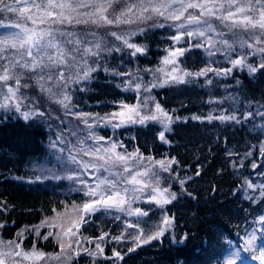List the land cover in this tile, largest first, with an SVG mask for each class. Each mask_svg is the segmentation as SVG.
Returning <instances> with one entry per match:
<instances>
[{
	"label": "trees",
	"instance_id": "obj_1",
	"mask_svg": "<svg viewBox=\"0 0 264 264\" xmlns=\"http://www.w3.org/2000/svg\"><path fill=\"white\" fill-rule=\"evenodd\" d=\"M137 2L113 0L105 15L115 20L129 4ZM9 3L15 4L14 0H5V4ZM137 13L138 9L133 8L128 14L130 23L54 25L60 31L76 33L79 45L91 49L72 77L64 74L65 83L58 77L51 81L47 73L52 75L53 67L42 78L37 75L45 71L42 68L13 69L20 76L18 95L23 99L19 112L11 105L0 108V238L19 240L23 236V250L35 248L51 256L56 254L59 249L54 233L38 231L37 235V230H31L56 220L72 224L79 219L88 197L78 175V162L71 161L70 156L83 157L87 155L83 151L92 153L95 145L114 141L125 153L138 151L145 158L143 171L150 173L162 188H168L175 199L166 204L147 197L137 199L140 191L133 189L127 201L133 210L146 211V216L128 215L125 211L116 218L104 207L88 214L76 240L79 238L80 246L92 251H96L97 243L101 244L103 254L93 257L83 252L74 256L77 243H72L68 254L72 258L66 259L65 255L66 264H227L232 252L240 253L237 264H243L254 257L244 247L249 234L255 232L257 237L255 256L264 242V224L260 223L264 217V196L260 195V186L264 185V115L259 114L264 112V69L250 74L247 67H235L228 75L209 71L205 76L184 77L183 83L174 82L168 78L170 71L159 73L158 67L177 36L174 26L155 17L137 18ZM1 21L23 22L11 11L0 13ZM27 25L32 27L30 21ZM112 33L142 46L144 52L133 55L123 39H116ZM231 34L238 36L231 39L233 45L214 54L205 46L206 38L182 36L178 45L186 51L178 57L174 75L197 73L209 67L228 69L230 61L241 55L247 64L259 66L264 54L249 55L245 46L241 47L242 41L252 40L253 33L239 29ZM215 39L213 49L225 48L223 40ZM197 43L201 47H196ZM47 61L45 57L46 65ZM88 68L95 71L88 79H80ZM166 79L168 83H164ZM136 83L141 84L139 91ZM7 84L15 87V80ZM1 90L6 92L4 87ZM64 95L71 97L67 109L56 102ZM121 104L139 105L141 115L154 113L153 107L159 104L173 121L170 130L165 131L167 143L159 138L161 123L156 121L121 127H113L115 119L106 122L107 126L98 123L104 121L100 117L116 113ZM28 111L44 115L25 119L22 113ZM82 113L92 115L83 117ZM209 115H235L240 123L209 121ZM81 119H92L91 131L103 139L86 136L80 129L84 127ZM157 161H164L168 170ZM122 167L131 173L130 167ZM246 181L254 187L248 188ZM141 185L145 188L143 182ZM153 188L159 186L150 183L148 195ZM105 192L114 194L116 190ZM165 217L171 224L163 235L143 243L148 235L163 228ZM102 235L104 239L100 240ZM137 235L141 236L139 242L134 239Z\"/></svg>",
	"mask_w": 264,
	"mask_h": 264
},
{
	"label": "snow or ice",
	"instance_id": "obj_2",
	"mask_svg": "<svg viewBox=\"0 0 264 264\" xmlns=\"http://www.w3.org/2000/svg\"><path fill=\"white\" fill-rule=\"evenodd\" d=\"M113 0H14L15 4L23 3V7H14L13 4H5V0H0V11H11L16 12L20 20L23 22H13L10 24H5L0 22V27L2 28H11L18 29V31L7 32L5 35L0 36V61H7L6 63L0 65V68H3V72L0 73V82H3L0 87H6V92H0V95H3V102H0V108L8 109L11 105L15 107L16 111H20L22 104V97L18 95L20 89V76L13 72V69L19 67L22 69H32L35 70L40 67H49L50 65L44 64L45 57L48 61H51L53 64L56 63L57 58L50 55L48 53V49H56L59 56H64L65 52L63 47L57 40V36L64 37V43L66 44H79L80 41L73 39L75 34L73 32H64L60 31L59 28H54V25H64V24H87L89 22L93 24H99L100 22H105L107 24L112 23H130L131 18L128 17V14L132 12L133 8L138 9L137 18L150 19L151 16H144V13L151 12L158 16H163L165 19L169 20H180L183 16L184 12L188 9H199L200 17H212L215 16L221 23L232 29H242L244 31H249L253 33L252 39L254 43L264 44V0H138L135 4H129L127 6L126 11H122L120 15L116 16L115 20L109 19L105 13L108 8L111 7ZM176 5H179L176 7ZM82 8H91V11L81 13L79 9ZM167 13V15H165ZM128 17V18H124ZM200 17L197 16H189L187 18L188 23H200ZM30 21L32 27L27 25V22ZM207 24L206 31L213 32L215 29L211 24ZM44 25L45 27H40ZM179 27H184V24H180ZM258 32V34H256ZM189 37L194 35L193 32L188 31L186 33ZM112 35L116 36V39H123V43L127 46V48L133 50V55L136 53H143L144 48L142 46H138L135 43H130L127 38L116 35V33H112ZM197 35L203 37L205 36V31H200ZM223 35V33H220ZM177 42L180 41L181 36L173 37ZM209 44L212 43L211 40L208 41ZM228 47H231L227 41L223 42ZM196 47H201V44L197 43ZM247 46L249 49L254 47L253 43H248L247 41L241 42V47ZM97 48L100 47V44L97 43ZM119 50V49H117ZM86 52H90L91 49H85ZM186 51V49H177L174 52L170 53V56L182 55ZM261 54H264V47H260L257 49ZM95 54V53H93ZM211 54V53H210ZM233 68L235 67H247L250 74H254L261 69H264V59L259 64V66H253L251 64L246 63V58L241 55L239 59L230 61ZM165 64L175 63V60L169 61L167 58L164 61ZM95 71V68H88L84 71L83 77L80 79H88L90 73ZM107 71V69H106ZM159 71H163L162 69ZM209 71H215L217 75H228L231 73L232 69H224V70H214L212 68H205L197 73H188L184 72L180 76H171V80L178 83L184 82V77L187 76H205ZM175 72V69H173ZM120 74V73H118ZM15 80V87L7 86V81ZM211 83V81H208ZM164 83H168L166 79ZM156 84H152V87H156ZM145 87V91L148 90L147 86ZM135 88L139 90L141 88L140 83L135 84ZM51 91V90H49ZM67 101L68 103H65ZM61 104L65 109L69 107V103L71 102V97L68 95H64L62 100L56 101ZM124 109L128 110V115L125 118V113H112L110 116L100 117L99 119L105 120L108 123H111L112 119L119 118L120 123L114 124L113 127H120L125 123H140L144 124L147 121H157L164 125V131L159 133V138L167 143L165 139V131H169V125L173 122L172 117L168 116V114L161 108L159 104L155 105V112L151 114L141 115L139 111V105L137 106H129L122 105ZM260 115H264V112L259 113ZM25 119H28L30 116L38 115L43 116L42 112H34L28 111L22 113ZM90 113H82L83 117H91ZM251 113H248V116H251ZM135 117V119H134ZM247 118V117H245ZM193 119H200V117H193ZM209 121L213 119H219L220 121H236L240 123V120L235 115H220L219 117H213L209 115L207 117ZM87 123V120H85ZM89 129L92 128L91 124H88ZM93 138L96 140L103 139L102 137H95L93 134ZM60 139V137H58ZM116 144H112L110 148L104 149L106 152H113L116 148ZM52 147H55V143H53ZM99 148L96 149V152H100ZM261 151L264 152V146H262ZM91 154V153H85ZM134 155V154H130ZM103 159V157H99ZM117 158L121 161L125 160L124 156L117 155ZM73 162H75V158L73 157ZM156 163L160 164L161 167L167 171V167H165L164 161H157ZM171 163H175L172 161ZM88 167V165H85ZM94 167V165H93ZM255 167V165H254ZM128 169L126 168L125 171ZM147 173H137L133 175L129 180V183L140 184L141 181L137 179L139 175H146ZM101 183H104L101 181ZM248 188H253V184L247 182ZM87 187V186H86ZM100 185H97L99 188ZM153 195L151 199L156 201L157 203H169L170 199H175V195L171 194L170 199L165 198L164 194L168 192V189L165 188L161 191L159 188L152 189ZM85 195L90 197H96L99 195V199L92 200L90 202H86L83 206V213L91 214L92 212L99 211L100 207L110 208L115 207L117 211H126L128 215H142L146 216L148 213L146 211H142L139 208L133 210L130 207V202L126 200L124 196H121L119 193H114L108 196L103 194H98L95 190H89L85 192ZM260 195L264 196V185L260 186ZM129 206L127 209L125 208V204ZM76 207V206H74ZM80 223H86L87 221L84 219V215L79 217ZM165 225H170L171 221L168 217H165L163 220ZM260 223L264 224V217H261ZM73 227L79 230L77 222H73ZM133 225L129 224L128 227H132ZM71 234V236H76V232H72L71 228L68 231L63 233L64 237H67ZM164 229H158L154 234L148 235L143 243H148L149 241L158 238L163 235ZM37 235L39 232L37 231ZM48 235H52L50 232ZM48 237L45 236L44 239ZM58 239H62V237L57 234ZM100 240L104 239V235H102ZM116 239H119L117 237ZM136 241L141 240V236L137 235L134 237ZM256 240L257 237L255 232L250 233L248 239L245 241V251L253 252L254 258H258L261 261H264V248L259 249L258 257L255 256L256 252ZM78 245L77 249L74 250L75 255H79L81 251L87 253L90 256L95 257L98 253L100 255L103 254V248L101 244H96V251H92L88 248H84L80 246L79 238L76 240ZM10 245H14V248L10 246L7 251H0V264H5V257L12 256H22L23 259L34 258L36 260L42 259L45 256V253L38 252L35 248H33L32 252H23L17 251L16 249L20 248V245L16 242H9ZM71 243L65 245L61 243L62 252L66 247L71 248ZM117 258L119 257V253H113ZM234 258H230L227 261V264H237V260L240 259V253L236 252L233 254ZM71 256H66V259H71ZM54 259H60V256L54 257Z\"/></svg>",
	"mask_w": 264,
	"mask_h": 264
},
{
	"label": "rangeland",
	"instance_id": "obj_3",
	"mask_svg": "<svg viewBox=\"0 0 264 264\" xmlns=\"http://www.w3.org/2000/svg\"><path fill=\"white\" fill-rule=\"evenodd\" d=\"M14 7H23V3L19 6H17V4H13ZM179 5H176V7H178ZM79 11L81 13H83L81 11V9H79ZM0 13L2 15H6L7 11H0ZM145 17L147 16H151L155 17L157 19H160L161 22L163 23H171L172 26H174V29L176 30L177 36H186L188 39H198L199 38H203L205 40V46L207 48H209L212 52V54L214 53H218L221 52L224 49H228L226 48L227 45H225V48H212L211 44L214 43L213 40H216L215 38L219 37V40H223L227 41L228 44L233 45L231 39L232 38H236L238 37L237 35H233L231 34L232 32L237 33V31L239 30V28L236 29H232L231 31L229 30V28H226L220 20H218L215 16L212 17H200V10L199 9H188L186 12H184L183 16L181 17L180 20H169V19H165L163 16H158L154 13L151 12H147L144 14ZM165 15H167V13H165ZM189 16H197L200 17V23H188L187 18ZM144 19V18H143ZM147 20V19H144ZM150 20V19H148ZM205 21H207L208 24H211L212 27L215 29V31L213 32H207L206 28H207V24L205 23ZM2 22V21H1ZM16 22V21H14ZM160 22V23H161ZM3 23V22H2ZM13 23V22H10ZM10 23H5V24H10ZM180 24H184V27H179ZM29 26V25H28ZM30 27V26H29ZM11 31H18V29H11V28H2L0 27V36L5 35L7 32H11ZM188 31H191L194 33V35L192 37H189L186 33ZM200 31H205V36L201 37L199 35H197L198 32ZM93 32V31H92ZM220 33H223V35H220ZM75 36L73 37V39H79L77 38L76 33H74ZM241 34V33H240ZM258 34V32L256 33ZM253 37V34L252 36ZM89 38L88 36L85 37V39ZM58 42L60 43V45L63 47L65 55L64 56H59L57 53L56 49H48V53L54 57L57 58V61L55 64H53L51 61H47V65H50L49 67H40L42 69H44L45 71L43 73H37V75H39L41 78L43 76L44 73H47V71L49 70V68L53 69V76L50 75L49 73H47L49 76H51V81H55L53 79L56 78L57 80L61 81L62 83H65V76L64 74L67 73L68 76L74 75V73L77 72L78 70V66L80 67V60L82 59V57L84 55H89L88 52L85 51V48H83L81 45H77V44H66L64 43V41L62 42L60 39H58ZM211 40L212 43L209 44L208 41ZM240 40H241V36H240ZM190 41V40H189ZM179 43H182V41L180 40L179 42H177L176 40L173 39L172 41V47H168L166 50V53L164 54V56L162 57L160 64H159V70H163V71H159V73H165V71H170L169 77L171 78V76H175L173 73V69L175 67H177V62H178V57L180 55L177 56H170L171 52H174L177 49H182L181 47H179ZM248 43H253L254 47L252 49H249L247 46H245V48L247 49V54L252 55V54H256L258 55L260 52L257 51V49H259L260 47H264V44H255L254 40H250L248 41ZM68 45H70L71 47H69ZM168 59L169 61L171 60H175V63H168L165 64L164 61L165 59ZM239 59V58H238ZM7 61H1V65L6 63ZM45 64V63H44ZM229 68L233 69L232 64L230 63ZM228 68V69H229ZM2 69L3 72V68H0V71ZM16 69V68H15ZM35 71H39V69H35ZM167 77V76H166ZM3 83V82H2ZM54 84H56L55 82H53ZM7 86H9L7 84ZM4 90L7 91V88L4 87ZM3 90H1L2 92ZM139 91V90H138ZM0 98H3V96H0ZM0 102H3V99H0ZM122 105H127V104H121V106L119 107V109L116 111V113H125V118L128 115V110L124 109L122 107ZM130 106V105H129ZM153 112H155V107H153ZM85 120H87V123H85ZM92 119H81L82 123H83V129L80 127L81 131L88 137H93L94 131H91L93 129V121H91ZM117 122L115 124H119L120 120L119 118L115 119ZM157 122V121H156ZM101 123L102 126H107L108 124L106 123V121H101L98 122ZM131 123V122H129ZM129 123H125L121 126H126ZM158 125L160 124L159 122H157ZM88 124L92 125V128L89 129ZM120 126V127H121ZM160 128L162 131H164V125L160 124ZM79 132H81L79 130V128H77ZM90 131V132H88ZM95 137H97L98 135L94 134ZM112 144H116V148L113 152H106L104 151V149L110 148ZM99 148L101 151L100 152H96V149ZM88 151V150H87ZM87 151H83V152H87ZM126 151L124 149H122L121 146H119L116 142L111 141L109 143H100L98 145H95V148L93 149V152L91 154H87L84 155L83 157H77V156H70L71 161H73V157L75 158V161L78 162V175H80V180L81 183L83 184V188H84V193L86 191L89 190H95L98 194H103V195H110V194H106V190L108 191V189H114L116 190L115 193H119L121 196H124L127 200L128 195L131 193V191L134 189V191H140V196L137 199H145L147 197L148 200L153 201L151 199V197L155 194H150L148 195V191L147 188L149 187L150 183H153L154 185L159 186V189L161 191H163V189L160 186L159 183L155 182V179L153 180L152 178H150V173H147L146 175H139L137 176V179L139 181H141L140 184H133V183H129V180L131 179V177L133 175H136L137 173H145V171H143V165L145 163V158L139 154L138 151L135 152H129L127 151V153H125ZM130 154H134V155H130ZM117 155L120 156H124L125 160L121 161L117 158ZM99 157H103V159H100ZM78 159V160H76ZM85 165H88V167H85ZM94 165V167H93ZM123 165L128 166L131 168V173L129 174V172L125 171L123 169ZM126 168V167H125ZM138 169H141V171H139ZM101 181H103L104 183H101ZM142 182L143 185H145V188L142 187ZM100 185L99 188H97V185ZM87 186V187H86ZM168 189V188H167ZM135 193V192H134ZM133 193V194H134ZM165 198H169L171 196V193L167 192L164 194ZM87 202H90L92 200L95 199H99V195H97L96 197H90L87 195ZM155 203H157L156 201H153ZM127 206H129L127 204ZM132 208V207H131ZM110 212H112V215L114 214L116 216V218L120 215H122L123 212L125 211H117L115 207H110L107 208ZM81 211V215H84V218L88 215L86 213H83V209L81 207L80 209ZM93 213V212H92ZM80 215V216H81ZM75 222H77L78 224V228H80L81 224L79 222V219L76 220ZM48 223V222H47ZM72 224H68V222H60L58 220L51 222L50 224H43V225H38L35 228H33L31 231L34 233L35 230L37 231H43V233H50V231L52 232V235L54 233L55 236V242L58 244V251L56 254H53L52 256L50 254H45L44 258L36 260L34 258H30V259H23L22 256H12V257H5L4 261L5 264H66V256H68L70 252V248L66 247L65 250L62 252L61 249V243H64L65 245L69 244V243H76V237L75 236H71V234L69 233V235L67 237L63 236V233L68 231L69 228H71L72 232H76L77 234V228L73 227ZM169 225H163V229H168ZM58 228V229H57ZM55 229V230H54ZM65 229V230H63ZM21 233H23V230L21 231ZM57 234H59L62 239H58L57 238ZM23 240V236L19 237V240H3L0 238V251H7L8 247L5 246H10L12 248H14V245H10L9 242H16L17 244L20 245L19 249H16L17 251H23V252H32V250H23L21 247V243L20 241ZM93 242V241H92ZM90 242V243H92ZM89 243V244H90ZM95 243V241H94ZM77 245L74 246L73 248V252L76 249ZM262 248H264V242L262 245ZM40 252V251H38ZM83 253V251L80 252V254ZM234 252H232L229 255V259L230 258H234ZM66 255V256H65ZM74 256H77L75 254H73ZM56 256H60V259H54V257ZM65 256V258H64ZM244 264H264V261H261L260 259H256V258H248L246 260H244Z\"/></svg>",
	"mask_w": 264,
	"mask_h": 264
}]
</instances>
